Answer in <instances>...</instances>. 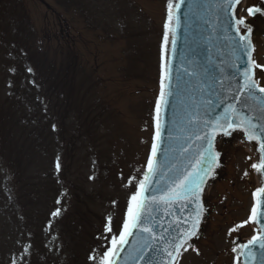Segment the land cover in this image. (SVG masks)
<instances>
[{
	"label": "rangeland",
	"instance_id": "374dc122",
	"mask_svg": "<svg viewBox=\"0 0 264 264\" xmlns=\"http://www.w3.org/2000/svg\"><path fill=\"white\" fill-rule=\"evenodd\" d=\"M168 1L0 0V98L6 82L1 65L11 44L19 47L21 39L30 42L31 53L43 52L48 61L75 58L83 79L79 81L76 72L74 85L79 97L85 95L81 111L79 107L76 111L78 122L74 120L81 127L84 147L74 148L73 165L61 182L65 193L49 191L52 174L62 170L53 160L61 148L53 146L51 138L47 148H36L29 138L19 136L11 117L0 112V264L18 260L21 245L29 242L24 264H99L102 252L111 247L109 240L99 237L110 238L105 231L109 215L114 231L122 222L135 190L129 180L139 181L151 146ZM260 4L261 0H245L240 16ZM254 44L255 62L261 66L258 80L264 86V44L259 34ZM54 77L49 70L42 89H49L43 90L45 104L55 109L60 92ZM87 103L94 105L93 130L87 126L89 117L85 121L79 114ZM228 146L231 155L207 192V220L178 264H234L232 249L252 233L250 223L243 222L249 221L252 208L255 176L248 157L253 155L237 141ZM57 208L61 213L53 217Z\"/></svg>",
	"mask_w": 264,
	"mask_h": 264
},
{
	"label": "water",
	"instance_id": "95a60500",
	"mask_svg": "<svg viewBox=\"0 0 264 264\" xmlns=\"http://www.w3.org/2000/svg\"><path fill=\"white\" fill-rule=\"evenodd\" d=\"M177 0H173L175 4ZM243 2V0H242ZM220 0H184L181 9L173 8V15L179 16V27L176 31V45L171 44V32L169 33L168 43L164 42L163 64L164 71L171 68V89H169V80L165 78V100L162 103L159 113V121L162 125L161 136L154 139L158 145L157 155L154 158L159 173L153 179L157 181L154 187H164L170 184L169 177L176 175V170H192L190 164H195L200 159L198 153L203 152L207 147L202 145L197 136L204 134L203 120L211 119L214 116L223 114L227 105L232 104L242 115L252 118L253 123H264L261 120V104L259 100L248 99L247 103L254 105L253 111L245 106L244 97L237 92V89L244 83L241 72L249 64L248 56L241 47L247 41H240L232 27L231 19L221 13L217 5ZM240 5H236L235 13ZM264 9V4L257 6ZM254 8V7H253ZM258 19L261 24V33L264 37V12L250 15ZM238 18V17H237ZM172 26L175 21L171 22ZM251 25L252 31L248 39L251 40L252 47L248 49L253 59V41L252 36L256 25L247 21ZM245 29H241L243 34ZM239 41V43H238ZM189 67V71L195 70L196 76H188L184 68ZM236 65L237 67H234ZM255 77V66H251ZM239 68V71H238ZM169 90L172 95H167ZM256 96L264 97V93L259 89H254ZM160 97V95H159ZM158 97V98H159ZM193 113L200 116V122L193 121L189 123ZM210 135H214V152H219L222 142L228 140H240L248 144L254 151L256 163L259 162V142L248 141L247 136L240 130L232 131L231 135H223V129L212 132L211 129H204ZM155 137H156V115H155ZM187 149V152L184 151ZM220 153V152H219ZM199 167V165H197ZM212 174L206 177V183L201 194V203L205 208V193L207 186L215 179L220 167V155L215 157ZM148 171V168L146 172ZM256 171V170H255ZM145 172V173H146ZM259 185L257 188L264 187V173H257ZM148 195V194H145ZM185 201L175 199L173 207L168 209L165 214L164 205H161L159 212L154 213L157 217L155 224L157 235L167 228L169 224L175 228L177 224L183 225L188 217L190 209H184ZM254 206L257 208L254 225L257 240L253 241L247 248L239 245L247 244L246 240L237 246L236 264H262L264 261V248L260 247V240L264 237V193H254ZM183 209V210H182ZM206 209V208H205ZM206 211L200 217L198 235L204 223ZM196 238H193V242ZM190 242V243H191ZM144 243L141 236L137 233L128 238V243L120 253V259L117 264H146L145 260H140V252L137 251L140 244ZM158 258V257H157Z\"/></svg>",
	"mask_w": 264,
	"mask_h": 264
},
{
	"label": "snow or ice",
	"instance_id": "6c2138e0",
	"mask_svg": "<svg viewBox=\"0 0 264 264\" xmlns=\"http://www.w3.org/2000/svg\"><path fill=\"white\" fill-rule=\"evenodd\" d=\"M184 0H177L173 4V0H169L168 3V21L164 25V42L168 43L169 33L171 32V44L173 47L176 45V31L179 27V16L173 15V8L180 10ZM261 3H264V0H261ZM236 5H241L242 0H220V3L217 5L220 12L228 16L232 21V27L235 29V32L240 37V41H247L241 45L245 50L246 55L248 56L249 64L243 68V71L240 73L244 81L243 84L239 86L237 92L242 94L244 97V103L246 107H249L251 110L255 111L256 108L254 105L248 104L247 100H259L261 104V120H264V97L256 96L254 89H259V92L264 93V88H260L254 79V73L251 66L261 67L256 65V62L251 57V52L248 51L252 47L251 40L248 37L251 34L252 28L246 21L243 16L239 18L236 17L235 9ZM249 15H254L255 13H262L264 9L261 7H249L247 9ZM175 21V25L172 26V23ZM245 29L244 33L241 34V29ZM239 43V41H238ZM190 63L188 67L184 68V72L188 76H196L197 73L195 70L189 71ZM237 67L236 65H233ZM165 65L162 63V75L160 80V97L156 101V137L161 136L162 125L159 121V113L161 110L162 103L166 104L165 100V78L169 80L168 87L171 89V68L164 71ZM29 72L32 71L31 68L28 69ZM239 71V68H238ZM167 95H172V92L169 90ZM193 121L200 122V116L197 113H193L190 117L189 123ZM203 129L204 132L202 136L198 135L197 140L201 142L202 145L206 144L207 147L203 152H199L198 155L200 159L196 160L195 164H190L192 170L185 169L184 171L176 170V175L174 177H169L171 181L170 184H165L164 187H154L153 185L157 183L153 178L156 177L159 173L154 158L157 155L158 145L157 143L152 144L151 154L147 160L148 171L144 174L143 179L139 180L134 184V178L129 180V184L133 185L135 190L132 192L127 204V209L125 215L122 219V222L119 224L116 231L113 228V218L111 215L107 217V224L105 231L110 235L105 237L101 235L100 240H109L111 247L106 251L102 252V255L99 259V264H117L120 259V253L124 250V246L128 243V238L134 234H139L144 241L140 244L137 249L140 252L138 257L140 260H145L146 264H178L179 257L182 255V250L187 251L188 247H191V240L196 238L198 235L200 217L203 212L206 211L204 206L201 203V194L204 191L202 187L206 183V177L212 174L213 164L215 163V157L219 156V152H214L213 141L215 139L214 135H210L208 131L204 129H211L212 132H216L218 129H223V135H231L232 131L240 130L246 136L248 141H258L259 142V162H253L250 167L255 169L257 173H264V123H253L252 118L242 115L238 112L234 105L229 104L226 106L224 112L220 116H214L211 119L203 120ZM53 130H55V125H53ZM187 152V149H184ZM59 159V158H58ZM248 159H253L251 156ZM199 165V167H197ZM57 170L60 168L59 162L56 165ZM245 176L248 175L246 170L244 173ZM257 193H264V187L256 189ZM148 194V195H145ZM175 199H182L185 201L183 208L190 209L188 217L184 220L183 225L177 224L174 228L172 224H169L167 228H164L162 232L157 235L156 232V221L157 217L154 213H158L161 205H164L165 214L168 213V209L173 207ZM60 201L57 200V204ZM115 204L116 202L113 201ZM183 210V209H182ZM264 210V208H262ZM61 213V209L57 208L51 215L53 217H58ZM257 215V208L253 206L251 209V215L249 220H255ZM246 220L243 223H248ZM240 226H243L241 224ZM52 227V221L49 220L46 228L50 229ZM235 231V228L230 229V233ZM257 240L256 236H253L247 244L239 245V247L247 248L248 245H251L253 241ZM19 243V241H18ZM23 251L20 254L18 260L13 259L12 264H24L27 255L30 254L31 243H26L21 245ZM102 247V246H101ZM260 247L264 248V237L260 240ZM233 252H236L237 249L233 248ZM158 257V258H157ZM90 260L95 261L96 257L90 255ZM264 264V261H262Z\"/></svg>",
	"mask_w": 264,
	"mask_h": 264
},
{
	"label": "trees",
	"instance_id": "16d2710c",
	"mask_svg": "<svg viewBox=\"0 0 264 264\" xmlns=\"http://www.w3.org/2000/svg\"><path fill=\"white\" fill-rule=\"evenodd\" d=\"M30 49V42L21 39L19 47L13 42L10 55L6 53L9 56L3 60L1 65V71L4 72L3 79L6 82L3 85L5 90L2 91V99L0 98V112L6 117H11L10 120L21 131L19 136L29 138L37 145L36 148H47L49 138L52 139L53 146L61 148L60 151L57 150L54 153L53 160L59 162L62 170L57 174H52L49 191L61 190L65 193L67 189L61 182L64 181V174L69 173L73 165L76 155L74 148L84 147L81 127L74 124V120L78 118V115L76 116V111H79L78 107L81 111V99L85 98V95L79 97L77 94L74 85L76 72L81 75L79 81L83 79V76L75 58L64 57L55 63L48 61L43 52L39 55V52H36L38 50H33L35 52L31 53ZM29 68L32 69L31 72L28 71ZM49 70L54 73V78L57 79L56 87L60 92L59 103H55V109L45 104L44 98L47 96L44 92L49 89L45 86L42 89L45 83H43L44 77ZM93 72L91 71L90 76ZM90 105L91 103L89 105L87 103L84 111L79 114L84 116L85 121L89 117L87 126L93 130L96 114L91 111L94 105L91 108ZM53 125H55V130H53Z\"/></svg>",
	"mask_w": 264,
	"mask_h": 264
},
{
	"label": "bare ground",
	"instance_id": "6f19581e",
	"mask_svg": "<svg viewBox=\"0 0 264 264\" xmlns=\"http://www.w3.org/2000/svg\"><path fill=\"white\" fill-rule=\"evenodd\" d=\"M248 150V149H247ZM249 151V150H248Z\"/></svg>",
	"mask_w": 264,
	"mask_h": 264
}]
</instances>
